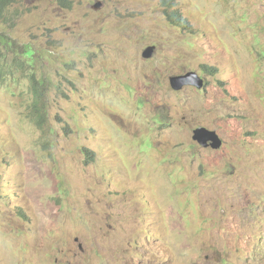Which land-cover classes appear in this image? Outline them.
<instances>
[{"label": "rangeland", "instance_id": "1", "mask_svg": "<svg viewBox=\"0 0 264 264\" xmlns=\"http://www.w3.org/2000/svg\"><path fill=\"white\" fill-rule=\"evenodd\" d=\"M171 1L188 29L159 0L0 22V264H264V0Z\"/></svg>", "mask_w": 264, "mask_h": 264}, {"label": "trees", "instance_id": "2", "mask_svg": "<svg viewBox=\"0 0 264 264\" xmlns=\"http://www.w3.org/2000/svg\"><path fill=\"white\" fill-rule=\"evenodd\" d=\"M22 0H0V22H10L14 19L12 16L11 8L20 3ZM57 6L64 10L72 9L74 2L73 0H55ZM162 2V14L166 17L167 21L176 27H182L184 29H188L187 21L181 20L182 16L180 13L177 12L176 6L174 2L171 0H159ZM31 55V54H30ZM29 55V56H30ZM202 70L205 74L211 75L215 72V69L212 67L201 66ZM0 72H2V66L0 65ZM2 74V73H1ZM0 74V75H1ZM31 79L33 83L32 86V95H33V110L32 112L36 115V123L40 125L45 119L44 113L47 112V108L43 105L44 95V88L37 82L36 78L33 74L28 77ZM43 100V101H42ZM45 102V101H44ZM88 154V152H87ZM90 154V153H89Z\"/></svg>", "mask_w": 264, "mask_h": 264}, {"label": "water", "instance_id": "3", "mask_svg": "<svg viewBox=\"0 0 264 264\" xmlns=\"http://www.w3.org/2000/svg\"><path fill=\"white\" fill-rule=\"evenodd\" d=\"M99 7L98 4L93 6L94 9H98ZM154 50V46L146 48L142 53V57L145 59L150 58ZM169 85L174 91H180L185 87H193L196 90H201L204 85V80L196 72L189 71L181 75L169 77ZM192 140L203 148L210 147L212 149H218L222 145L216 133L203 126L196 127L192 130Z\"/></svg>", "mask_w": 264, "mask_h": 264}, {"label": "clouds", "instance_id": "4", "mask_svg": "<svg viewBox=\"0 0 264 264\" xmlns=\"http://www.w3.org/2000/svg\"><path fill=\"white\" fill-rule=\"evenodd\" d=\"M150 46H153V45H150ZM154 51H155V50H154ZM204 86H205V82H204L203 88H204ZM203 88H202V89H203ZM214 132H215V131H214ZM215 133H216V132H215ZM216 135L218 136V134H217V133H216ZM218 137H219V136H218ZM219 139H220V140H221V142H222V139H221L220 137H219ZM221 146H222V145H221ZM221 146H220V147H221ZM202 148H203V147H202ZM207 148H210V147H207ZM210 149H212V148H210ZM212 150H214V149H212Z\"/></svg>", "mask_w": 264, "mask_h": 264}, {"label": "bare ground", "instance_id": "5", "mask_svg": "<svg viewBox=\"0 0 264 264\" xmlns=\"http://www.w3.org/2000/svg\"><path fill=\"white\" fill-rule=\"evenodd\" d=\"M188 24V23H187ZM189 27V26H188ZM191 28V27H190ZM148 47H151V46H148ZM148 47H146V48H148Z\"/></svg>", "mask_w": 264, "mask_h": 264}]
</instances>
